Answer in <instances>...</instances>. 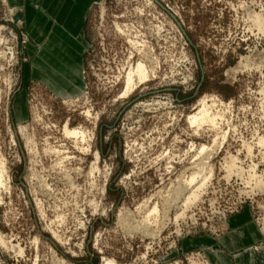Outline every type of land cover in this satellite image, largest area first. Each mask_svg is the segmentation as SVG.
Here are the masks:
<instances>
[{
	"label": "rangeland",
	"instance_id": "374dc122",
	"mask_svg": "<svg viewBox=\"0 0 264 264\" xmlns=\"http://www.w3.org/2000/svg\"><path fill=\"white\" fill-rule=\"evenodd\" d=\"M254 15L264 22V0H91L81 88L59 95L33 76L38 45L0 0V264H209L189 243L245 211L264 248ZM138 63L149 78L123 96ZM202 109L214 123L191 125ZM198 171L211 177L185 210Z\"/></svg>",
	"mask_w": 264,
	"mask_h": 264
},
{
	"label": "crops",
	"instance_id": "0c3cea01",
	"mask_svg": "<svg viewBox=\"0 0 264 264\" xmlns=\"http://www.w3.org/2000/svg\"><path fill=\"white\" fill-rule=\"evenodd\" d=\"M22 14L32 48L33 76L52 93H78L81 56L85 49L83 21L91 0H6ZM248 213L227 219L230 230L217 238L198 237L189 244L203 251L209 264H264V248L253 251L259 233Z\"/></svg>",
	"mask_w": 264,
	"mask_h": 264
},
{
	"label": "bare ground",
	"instance_id": "6f19581e",
	"mask_svg": "<svg viewBox=\"0 0 264 264\" xmlns=\"http://www.w3.org/2000/svg\"><path fill=\"white\" fill-rule=\"evenodd\" d=\"M3 2H5V0H2ZM252 20L254 22V25H256L257 29L259 32H263L264 31V22L261 19V17L259 15H254L252 17ZM146 65L142 64V63H138L136 65V67H134V69L129 70V72L126 74L125 76V81H124V92H123V96H126L127 94H129L131 92V90L134 88V86L136 85V81H138V83L141 82H145L148 78H149V70L145 67ZM153 72V71H152ZM150 72V73H152ZM211 116H208L206 114V112L204 111V109H202L199 113H197L196 115L188 118V121L191 125H200L201 123L203 124L204 122H209L210 124L214 123V118H210ZM64 133L67 137H73V138H77V139H81L82 141L85 139V135L83 132L76 130V129H64ZM260 144L263 145L264 144V139H261ZM206 149L203 147L200 150V153H203ZM231 159V158H230ZM232 162V163H231ZM234 159H232L229 163L231 164H227L229 165L227 170L228 172L232 173V169H235L234 165ZM227 167V166H226ZM4 171V167L2 162H0V182H1V173H3ZM211 177V173L208 172L207 174H203L202 175V171H198L197 173H193L191 174L185 181L184 183L186 184V189L187 188H193V185L197 182H199V186L196 187L194 190L189 192V195L187 196V198H185L184 200V204L183 207L186 210L191 204H193L198 198H199V194L200 191L202 189H205L207 183L209 182V179ZM185 189V188H184ZM176 198V197H175ZM153 211H156V209H154ZM184 213V211H183ZM182 213V215H183ZM181 216V215H179ZM178 217V216H177ZM176 217V218H177ZM145 221V220H144ZM108 264V263H107Z\"/></svg>",
	"mask_w": 264,
	"mask_h": 264
}]
</instances>
